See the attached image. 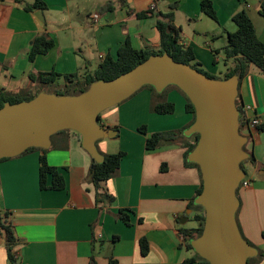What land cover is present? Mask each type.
Listing matches in <instances>:
<instances>
[{"label": "crops", "instance_id": "crops-1", "mask_svg": "<svg viewBox=\"0 0 264 264\" xmlns=\"http://www.w3.org/2000/svg\"><path fill=\"white\" fill-rule=\"evenodd\" d=\"M202 1L41 0L45 5L41 21L34 15L37 10L24 9L34 0H0V88L34 95L48 85L29 76L91 74L106 57L117 59L127 39L135 50L157 52L156 22L171 7L178 45L191 49L194 64L207 74L224 77L236 66L224 54L227 35L236 31L233 15L245 11L264 43V18L259 13L263 0H209L215 19L201 10ZM40 36L53 39L55 46L31 62L32 42ZM63 85L59 77L53 86ZM158 102L173 104V112L156 114L152 106ZM185 104L175 89L154 97L142 88L100 115L101 126L116 135L98 141L99 153L124 154L116 174L103 184V191L113 199L108 204L95 201L89 179L92 162L72 131L53 135L45 154L48 165L64 177V190L39 189L41 152L0 162V215L6 214L17 239L13 250L17 264H92V260L94 264H182L192 259L194 252L185 247L180 231L197 228L189 206L202 180L198 170L185 162L189 141L175 137L154 150L146 149L152 134L190 125L192 116ZM236 104L248 118L264 122V73L253 65L238 80ZM241 130L253 161L251 176L245 178L249 186L237 190L236 222L242 238L262 253L251 264H264V131L248 129L246 123ZM120 210L129 215V226L116 218ZM188 210L191 213L186 215ZM141 239L148 243L145 256ZM0 264H8L2 237Z\"/></svg>", "mask_w": 264, "mask_h": 264}, {"label": "water", "instance_id": "water-1", "mask_svg": "<svg viewBox=\"0 0 264 264\" xmlns=\"http://www.w3.org/2000/svg\"><path fill=\"white\" fill-rule=\"evenodd\" d=\"M34 15L43 21L41 10ZM238 80L237 75L211 79L163 53L151 55L112 80L96 81L79 94L39 93L29 101L5 103L0 108V160L18 157L30 148L48 150L53 135L72 131L80 136L81 148L92 164H101L104 156L96 143L116 132L102 127L99 115L143 87L161 93L174 86L187 97L195 113L183 136H199L187 161L200 170L202 191L194 205L203 209L204 223L201 235L190 246L209 264H247L258 251L242 238L236 222L237 190L246 178L240 164L250 159L248 139L240 133ZM190 213L188 210L186 215Z\"/></svg>", "mask_w": 264, "mask_h": 264}, {"label": "trees", "instance_id": "trees-1", "mask_svg": "<svg viewBox=\"0 0 264 264\" xmlns=\"http://www.w3.org/2000/svg\"><path fill=\"white\" fill-rule=\"evenodd\" d=\"M45 5L41 2V0H34L32 4H27L24 6V9L27 11L41 10L44 9ZM174 7H171L170 11L164 15L156 22V29L159 33L160 37V48L157 52L150 50H135L132 48L129 40L127 39L118 49L117 59L113 60L109 57H106L105 60L98 66V68L91 74H69V75H59L54 72H50L47 74H41L37 77L29 76L30 80L38 81L43 85L53 86L56 80L61 77L64 80V85L61 86L62 92L57 93L55 95H69L67 92L72 88H75L76 94L82 93L86 91L89 86L100 80H112L118 77L121 74H124L145 61L151 55H161L163 53H167L169 56L173 58L176 62L185 63L190 65L189 63L194 61V55L191 49L181 48L178 43V30L173 24V11ZM201 10L211 18L215 19L214 12L211 7V3L209 0H203L201 2ZM260 15L264 18V0L260 3ZM139 17L144 16L138 15ZM234 24L236 25V31L232 34L227 35V44L224 48V54L229 59L235 60V68L228 72L224 79L230 78L234 75H237L239 79H241L247 72L249 65H253L258 70L264 73V43H262L256 35V31L250 20L249 16L245 11H239L232 17ZM55 46V42L53 39L47 36H40L35 38L32 42L31 49L29 52V60L32 62L39 55H46L50 52ZM199 65L195 64L193 68L198 71L204 73L207 77L211 79H215L209 74L203 72L200 68H197ZM192 67V66H191ZM152 92L154 97H160L165 93L167 89H175L177 90L185 99V109L187 113L192 116V122H194L195 113L194 108L187 97L176 87L170 86L166 88L161 93H156L153 87L146 86L143 87ZM35 95H28L26 92L21 91L19 93H8L0 88V108L5 103L15 104L22 101H29L33 99ZM237 105V104H236ZM238 111L240 113L239 116V126H244L245 123L249 121L250 118L247 117V112L244 111L242 107L237 106ZM174 110V106L171 103L167 102H158L152 106V111L156 114H171ZM100 120V115H99ZM189 125V126H190ZM189 126L183 128L180 131L173 132H163V133H155L152 134L146 140V149L154 150L162 143L171 142L175 137H180L182 139L188 140L187 150L184 155V159L187 165L192 166L198 170L200 173L199 167L196 164L190 163L187 161V157L189 153L196 146L199 136L197 134L192 135L189 138L183 136V131L186 130ZM259 131H264V122L260 123L257 126ZM141 133L145 134L144 129H138ZM70 131H61L57 134L68 133ZM55 134V135H57ZM79 138L80 136L76 134ZM53 137V136H52ZM51 137V138H52ZM38 151L41 152L39 156V189L40 190H53V191H61L65 188V180L62 174L58 169L51 167L48 165L46 161V150L30 148L26 150L23 154ZM22 155V154H21ZM124 156L123 153L118 152L112 155H104V162L101 164H92V168L89 171V179L91 184L95 190V201L96 203L108 204L112 202V197L107 195L103 191V184L113 178L116 174L120 161ZM8 159H2L0 162L6 161ZM253 161L251 157L248 161H245L240 164L243 169V165L246 162ZM202 191V185L200 186L197 196ZM196 196V197H197ZM194 200L191 201L189 209L192 211V220L196 222L197 228L194 230H185L182 229L181 235L183 236V241L185 247L192 251L190 246V242L199 237L202 233L203 223H204V211L200 206L194 205ZM6 214L0 215V237L3 235V239L5 241V249L7 254V262L8 264H17L16 256L14 253V248L17 242V239L14 235L13 229L11 225L6 221ZM116 218L123 222L126 226L130 225L129 215L124 211L120 210L116 215ZM262 238L264 239V232L262 233ZM140 251L143 256L148 253V243L145 239H141L139 241ZM262 258V253L259 252L258 256L252 259H248L247 264H251L253 262H258ZM92 264L94 261L92 260ZM110 264H115L114 261H111ZM182 264H209L207 261L201 259L197 254L194 253V257L192 259H188L184 261Z\"/></svg>", "mask_w": 264, "mask_h": 264}, {"label": "rangeland", "instance_id": "rangeland-1", "mask_svg": "<svg viewBox=\"0 0 264 264\" xmlns=\"http://www.w3.org/2000/svg\"><path fill=\"white\" fill-rule=\"evenodd\" d=\"M190 65L189 66H195V64H194V62L192 61V62H190L189 63ZM197 68H199V66L197 67ZM201 68V67H200ZM201 70L203 71V72H205L206 73V71L205 70H203L202 68H201ZM211 76V75H210ZM212 77H214L216 80H222L224 77L222 76V75H220V74H216V75H214V76H212ZM61 87L60 86H42V87H40L39 89H37L36 91H35V93L36 94H39V93H47V94H57V93H60V92H62V90L60 89ZM76 90H75V88L72 86V88L67 92V94H69V95H75L77 92H75ZM166 93H167V90L165 91V95H166ZM35 95V94H34ZM104 114V112L103 113H101L100 115H103ZM240 133L242 134V135H246L245 133H243V131L240 129ZM98 143V142H97ZM97 143H96V146H97ZM247 147V146H246ZM247 150L249 151V149L247 148ZM101 155H103V154H101ZM104 156V155H103ZM244 170L246 171V179H248L250 176H251V165H250V163L249 162H246V163H244ZM2 238H3V235H2Z\"/></svg>", "mask_w": 264, "mask_h": 264}, {"label": "built area", "instance_id": "built-area-1", "mask_svg": "<svg viewBox=\"0 0 264 264\" xmlns=\"http://www.w3.org/2000/svg\"><path fill=\"white\" fill-rule=\"evenodd\" d=\"M153 6H151V9ZM94 19H97V16H93ZM260 125V121L257 118H250L249 121L246 123L248 129L257 130V126ZM239 186L247 187L249 186V182L244 179L240 182Z\"/></svg>", "mask_w": 264, "mask_h": 264}, {"label": "flooded vegetation", "instance_id": "flooded-vegetation-1", "mask_svg": "<svg viewBox=\"0 0 264 264\" xmlns=\"http://www.w3.org/2000/svg\"><path fill=\"white\" fill-rule=\"evenodd\" d=\"M99 123H100V120H99ZM191 137V136H190ZM189 138V137H188ZM243 168H244V165H243Z\"/></svg>", "mask_w": 264, "mask_h": 264}]
</instances>
